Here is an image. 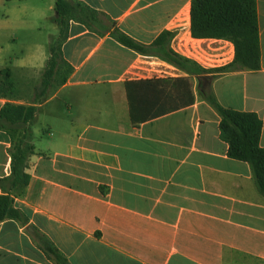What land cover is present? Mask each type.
<instances>
[{
	"label": "crops",
	"instance_id": "crops-1",
	"mask_svg": "<svg viewBox=\"0 0 264 264\" xmlns=\"http://www.w3.org/2000/svg\"><path fill=\"white\" fill-rule=\"evenodd\" d=\"M74 1L105 21L69 19L61 45L63 67H71L65 81L56 79L44 95L37 91L49 58L42 53L23 60L18 76L8 68L15 88L0 91V109L7 102L36 107L31 178L15 207L71 264H264V197L249 163L228 156L220 115L202 97L200 78H190L192 104L151 118L169 107L171 85L136 88L132 114L126 82L187 74L124 46L104 24L145 45L170 31L173 50L201 47L223 58L217 68L233 62V43L193 37L192 0ZM257 10L261 68L226 71L203 86L226 108L256 112L264 147V0ZM28 12H0V23L9 29L16 21L25 31L40 25ZM56 15L50 19L59 30ZM6 69L0 65V84ZM10 147L0 128V177L11 172ZM0 264L55 262L19 221L7 219L0 222Z\"/></svg>",
	"mask_w": 264,
	"mask_h": 264
},
{
	"label": "trees",
	"instance_id": "trees-1",
	"mask_svg": "<svg viewBox=\"0 0 264 264\" xmlns=\"http://www.w3.org/2000/svg\"><path fill=\"white\" fill-rule=\"evenodd\" d=\"M55 20L59 25L60 43L50 47L42 80L37 91L44 95L56 79L63 83L71 71L64 69L61 45L67 37L68 21L74 17L87 26L103 23L102 12L83 2L57 0ZM104 28L111 30L112 36L124 46L142 54L159 56L187 76L167 79H146L126 82L131 113L134 114L136 100L134 90L141 86L163 83L171 85L168 108L151 113L148 118L156 117L194 102L190 78L198 76L201 80L202 97L216 109L220 115V130L228 143V156L249 163L257 191L264 197V147L260 145L263 121L256 112L239 111L222 106L210 87L203 86V81H210L218 74L235 70H258L261 68V45L258 23L257 0H192L191 33L196 38H219L230 40L235 48V57L231 64L215 69H205L191 59L177 54L171 48L173 33L162 32L151 45H145L118 28L106 22ZM5 87L9 88L8 90ZM15 83L10 70L4 72L0 91L12 92ZM36 117L33 105L7 102L0 109V128L11 138L9 154L11 172L0 177V222L15 219L33 236L42 250L53 259L55 264H71L53 242L37 227L29 222L25 214L15 207V198L23 197L27 191L31 175L28 172L30 158L34 153L32 143V125Z\"/></svg>",
	"mask_w": 264,
	"mask_h": 264
},
{
	"label": "rangeland",
	"instance_id": "rangeland-1",
	"mask_svg": "<svg viewBox=\"0 0 264 264\" xmlns=\"http://www.w3.org/2000/svg\"><path fill=\"white\" fill-rule=\"evenodd\" d=\"M54 3L55 0H12L11 2L0 0L1 13L18 6H26L29 8L28 17L34 21L31 24H40L37 27H27L28 30L25 31L22 28H15L16 21L10 25L9 29L0 23V65L13 69L18 76L20 73L18 66L23 60L35 61L41 57L42 53L46 57L50 55L51 45L62 41L59 30L50 19L55 13V10L50 9ZM33 9L38 11L36 15H34ZM43 15L48 18H43ZM18 17L20 16H16V18ZM19 27L21 26L19 25ZM13 36L15 39H12ZM35 77H37V72H35ZM5 89L9 88L5 87Z\"/></svg>",
	"mask_w": 264,
	"mask_h": 264
},
{
	"label": "built area",
	"instance_id": "built-area-1",
	"mask_svg": "<svg viewBox=\"0 0 264 264\" xmlns=\"http://www.w3.org/2000/svg\"><path fill=\"white\" fill-rule=\"evenodd\" d=\"M224 40H228V39H224ZM179 51L184 53V57L193 60L194 62H196L205 69H208L207 67H209V69L217 68L218 63H220L219 61H223V58L218 59L215 54L210 55L203 48L197 46H193L191 49L187 51H184V47H181ZM175 52L177 54H180V52L178 51Z\"/></svg>",
	"mask_w": 264,
	"mask_h": 264
}]
</instances>
